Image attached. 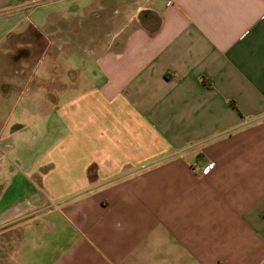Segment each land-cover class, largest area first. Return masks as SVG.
<instances>
[{"label": "crops", "instance_id": "1", "mask_svg": "<svg viewBox=\"0 0 264 264\" xmlns=\"http://www.w3.org/2000/svg\"><path fill=\"white\" fill-rule=\"evenodd\" d=\"M36 1L0 0V264H264V0Z\"/></svg>", "mask_w": 264, "mask_h": 264}, {"label": "rangeland", "instance_id": "2", "mask_svg": "<svg viewBox=\"0 0 264 264\" xmlns=\"http://www.w3.org/2000/svg\"><path fill=\"white\" fill-rule=\"evenodd\" d=\"M57 2H59V0L58 1L39 0V1L34 2L31 5L32 7L31 10H33V14H30L29 16H27L24 19V21L26 20L25 22L28 23L27 21L28 18L29 19L35 18L37 22L39 23L40 27H42L43 29L48 20V16H49V14L47 13L48 9L51 6H54L55 4H57ZM59 17L60 16L52 17L53 19L55 18L56 20L54 21L55 27H57L60 24ZM30 24L32 23L30 22ZM33 35L39 36L38 41L40 40V42L38 45H35L33 49H31L32 50L30 54L31 61H30V64L27 65L29 67L27 68L29 72L27 73V75L28 74L35 75V82H39V78L43 77L44 75H48V74L53 75L52 73L58 74V75H65V74H70L73 72L72 70H70L68 66L69 64L74 63V59H76L77 53L73 49H71V47L67 48V50H65L64 46H63L64 48H60V42L59 43L57 42L59 36H57V41L54 40L53 42H51L52 40L50 38L44 37L41 39L40 34H33ZM20 45L22 47L21 52H23L24 48L30 45L31 47L33 46L30 43H26V44L21 43ZM67 54H70V56L67 57ZM21 56L22 57L25 56V52H23ZM23 67L24 66L22 65V69ZM24 84H25V81H22V86ZM58 85H59L58 81H55V82L53 81L54 88L58 87ZM20 117H21V114L19 116L18 113H15L13 117L11 116L12 122L13 120L15 121L16 119H19Z\"/></svg>", "mask_w": 264, "mask_h": 264}, {"label": "built area", "instance_id": "3", "mask_svg": "<svg viewBox=\"0 0 264 264\" xmlns=\"http://www.w3.org/2000/svg\"><path fill=\"white\" fill-rule=\"evenodd\" d=\"M210 167H212V164H210L209 166H207V167L205 168V170L209 169Z\"/></svg>", "mask_w": 264, "mask_h": 264}]
</instances>
